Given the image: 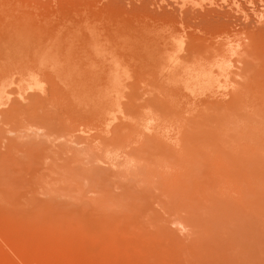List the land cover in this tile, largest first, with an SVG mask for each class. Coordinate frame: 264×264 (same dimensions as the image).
<instances>
[{"label": "rangeland", "instance_id": "rangeland-1", "mask_svg": "<svg viewBox=\"0 0 264 264\" xmlns=\"http://www.w3.org/2000/svg\"><path fill=\"white\" fill-rule=\"evenodd\" d=\"M198 259L264 264V0H0V264Z\"/></svg>", "mask_w": 264, "mask_h": 264}, {"label": "bare ground", "instance_id": "bare-ground-1", "mask_svg": "<svg viewBox=\"0 0 264 264\" xmlns=\"http://www.w3.org/2000/svg\"><path fill=\"white\" fill-rule=\"evenodd\" d=\"M143 7V6H142ZM146 10V9H145ZM154 12V11H153ZM215 14V13H214ZM218 16V15H217ZM212 17V16H211ZM216 17V16H215ZM214 17V18H215ZM188 18V17H187ZM200 18V17H199ZM208 18H210V17H208ZM205 19V18H204ZM227 19V18H226ZM188 20V19H187ZM222 20V19H221ZM224 20V19H223ZM222 20V21H223ZM237 20V19H236ZM225 21V20H224ZM231 21V20H230ZM227 23L229 22V21H226ZM221 23V22H220ZM227 23H226V25H227ZM218 24V23H217ZM222 25H223V22L221 23ZM225 24V23H224ZM231 24V23H230ZM250 24V23H249ZM225 25V26H226ZM242 25V24H241ZM228 26V25H227ZM197 40V39H196ZM199 43V42H198ZM199 45V44H198ZM186 50H188V49H186ZM258 69V68H257ZM260 70V69H259ZM222 71H224V70H222ZM252 71V70H251ZM254 71H257V70H254ZM218 74V73H217ZM251 75V74H250ZM260 82V81H259ZM258 84V83H257ZM261 86V85H260ZM257 89V88H256ZM258 89H260V88H258ZM257 89V90H258ZM262 89V88H261ZM260 89V90H261ZM254 92V91H253ZM256 92V91H255ZM258 92H260L259 90H258ZM257 93V92H256ZM235 95V94H234ZM257 96V95H256ZM256 96L255 97H253V98H256ZM257 98H259V97H257ZM235 100V99H234ZM256 99H254V101H255ZM255 104V103H254ZM258 103H256L255 105H257ZM254 107V106H253ZM235 154H237V153H235ZM229 158H230V160H231V162L232 161H241L242 163H245L246 165H247V168L249 169L248 171H251V165H249L248 164V159H245V158H243V157H241V156H239V155H234V154H230V156H229ZM243 165V164H242ZM242 167V166H241ZM240 167V168H241ZM218 174L220 175V173L218 172ZM217 174V175H218ZM244 177H245V175L243 176V179H244ZM246 180H249V181H251L250 180V177L249 176H246ZM209 184V183H208ZM214 184V183H213ZM250 184H252V183H250ZM239 186V185H238ZM252 186H250L249 187V189L251 188ZM210 188V187H209ZM250 192H251V190H250ZM196 193V192H195ZM197 194V193H196ZM221 196V195H220ZM182 197V196H181ZM172 198L173 197H171V201H172ZM175 198H177V196L176 197H174L173 198V201L172 202H175ZM177 199H179V197L177 198ZM177 199H176V201H177ZM181 199H183V197L182 198H180V200ZM187 200H185L186 201V203H185V205L188 203V202H190V205L191 204H193L194 203V201L192 202V199L191 200H188L189 199V197L188 198H186ZM178 202H182L183 203V200H181V201H179L178 200ZM197 203V202H196ZM183 205H184V203H183ZM189 206V204L188 205H186V207H188ZM190 208H191V206H190ZM175 209V208H174ZM173 209V210H174ZM179 209V208H178ZM193 210L195 209V208H192ZM171 210V209H170ZM177 210V209H176ZM187 210V209H186ZM172 211V210H171ZM170 211V212H171ZM178 212H179V210H177ZM184 211V210H183ZM174 212V211H173ZM178 212H176V213H178ZM175 213V212H174ZM191 213H193V212H191ZM195 213H196V211H195ZM195 213H193V214H191V215H189V218L188 217H183V218H188V223L192 226V227H190V228H194V229H196V228H200V226H201V224H200V222H199V218H198V216L195 214ZM175 215V214H174ZM180 216V215H179ZM178 216V217H179ZM177 217V218H178ZM181 216H180V221H181V219H183ZM185 225V224H184ZM186 226V225H185ZM189 226V225H188ZM201 258V257H200ZM215 260V259H214ZM211 261H212V259L210 260V261H206V259H198V260H195L194 261V263H199V264H209V262L211 263ZM193 262H190V263H188V264H194ZM212 264V263H211ZM227 264V263H226ZM228 264H231V263H228ZM233 264V263H232Z\"/></svg>", "mask_w": 264, "mask_h": 264}]
</instances>
